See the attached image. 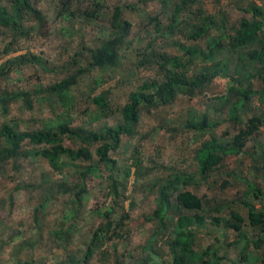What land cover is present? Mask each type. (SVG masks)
I'll return each instance as SVG.
<instances>
[{
  "label": "rangeland",
  "instance_id": "1",
  "mask_svg": "<svg viewBox=\"0 0 264 264\" xmlns=\"http://www.w3.org/2000/svg\"><path fill=\"white\" fill-rule=\"evenodd\" d=\"M29 1L43 19L40 21L32 13H26L19 29L11 25L0 27V71L23 55L29 59L37 57L39 64L29 63L19 68L15 64L8 76L0 78V100L13 93L48 88L68 74L66 67L73 60L71 72L83 73L64 107L50 101L35 104L29 110L19 100L8 104L4 113L0 104V125L13 121L22 131L51 128L63 111L71 120L70 127L77 131L97 132L104 126H116L120 124V110L129 93L158 76L155 64L139 65L144 56L155 60V54L163 52L181 57L182 51L177 45L207 51L204 40H187L177 24L172 30L164 29L173 5L183 0H151L145 4L140 0H97L102 9L96 18L70 17L62 11V0ZM251 1L264 6V1L255 0H199L187 5L179 13L177 22L191 21L188 16L200 8L214 16L216 22L226 19L229 33L237 29L244 16L242 10ZM91 2L84 0L80 8L91 11ZM0 6L9 7L10 2L1 0ZM117 6L122 9V19L131 25L128 36L118 49L113 66L90 69L92 59L88 50L101 47L111 38L109 22ZM71 10L77 12L74 6ZM154 16L159 20L160 32H154L150 24ZM248 50L232 53L222 49L210 59L195 57L185 72L186 79L215 72L219 75L191 96L177 92L164 105L142 108L134 134L123 136L119 147L110 152L114 164L95 165L97 144L88 146L90 162L62 158L59 169L42 156L8 161L0 170V264H62L70 255L83 262L94 231L106 223V213L117 235L112 240H102L88 264H114L115 259L122 264H171L169 245L176 218L178 214H190L176 208L169 210L162 227L154 220H147L155 208L157 188L168 175L185 181L176 184L171 202L179 191L186 190L203 205L199 214L206 220L190 232L192 250L200 255L210 249L223 257L222 264H237L247 240L259 232L249 226L248 210L241 201L256 209L264 207V175L260 171L264 156L259 158L264 153V125L247 141L241 155L226 156L205 178L196 171L195 156L212 139L229 146L231 137L249 118L264 116V76L254 77L247 83L253 67H259L256 62L249 63ZM233 78L243 81L244 87L250 85L252 93L242 106H236L239 96L234 90L239 85ZM105 92H108V108L97 109L90 97ZM233 107L238 109L239 123L231 118ZM204 121L207 127L202 131L189 127ZM64 145L73 150L80 146L79 141L72 139H65ZM22 147L33 154L39 149L27 142ZM91 164L96 166V171L84 175ZM112 180L118 184L119 198H114L112 193ZM248 183L258 189H251ZM81 184L83 192H80ZM44 201L46 205L36 217V208ZM231 211L243 218L241 226L246 240L238 239L237 232L227 226L233 221ZM213 218L221 222L216 224ZM148 243L151 248L145 249ZM263 249L248 246L245 256L249 264H263Z\"/></svg>",
  "mask_w": 264,
  "mask_h": 264
},
{
  "label": "trees",
  "instance_id": "2",
  "mask_svg": "<svg viewBox=\"0 0 264 264\" xmlns=\"http://www.w3.org/2000/svg\"><path fill=\"white\" fill-rule=\"evenodd\" d=\"M10 6H0V27H10L14 29L20 28V22L23 15L26 13H32L40 21L43 19L41 14L36 11L29 0H8ZM84 0H62V11L68 12L69 16L76 18L77 15L84 16L85 18H96L102 7L97 0H92V10H84L81 4ZM151 0H140L145 4ZM199 0H183L180 3H175L170 13V21L165 25V30H172L176 25L180 32L185 33L187 40L196 42L204 40L206 42L207 51L202 52L195 47H186L177 45L178 50L182 51L181 57L167 56L163 52L155 54L156 59L146 58L139 61L141 66L156 65L158 70V76L151 81H144L137 90L130 92L127 102L120 110L121 121L116 126H104L100 130H75L70 127V118H67L66 114L61 111L57 120L51 128H41L35 131H22L18 129L17 125L13 121H4L0 125V170L8 161L19 160L24 157L42 156L50 162L54 167H58V163L62 158H67L70 161H88L90 162L92 156L88 150V146L97 144L98 147L95 153L98 157V162L108 165L109 163H115L110 159V152L115 151L121 142L123 136H132L135 132V126L139 120V112L142 108H155L158 104L164 105L172 100L177 92H186L187 95H193L196 89L204 87L210 80L219 75L217 72L207 75L203 74L201 77L192 79L185 78V72L193 62V59L197 56H201L203 59H210L214 56L217 50L225 49L228 52L237 53L244 49H249L246 58L249 63L256 62L259 64L258 69L253 67V73L249 74L247 83L254 77L264 76L262 70H264V6L258 5L256 2H249L242 10L244 16L240 19L237 29H231V32L226 30V19L221 18L218 22L215 21L214 16L208 15L202 9L196 10L192 13L191 21H178L179 13H182L189 4H193ZM264 1V0H255ZM1 2V0H0ZM76 8V13L71 10V7ZM65 7V8H63ZM122 9L117 6L113 9L109 28L112 36L108 40L104 41L102 46L88 50L89 58L92 59L89 63L90 69L110 68L115 64L117 58V51L122 46L123 41L128 36L129 29L131 27L127 20L122 19ZM245 15H250L249 18ZM150 24L153 27L154 32H160L161 26L159 20L154 16L150 19ZM183 30V31H181ZM212 32H216V35H212ZM32 61V62H31ZM18 63V64H17ZM29 63H38L37 57L32 56L29 59L23 55L19 58H15L8 63L7 68L0 71V78L8 76L10 71L15 68L22 67ZM39 64V63H38ZM74 60L72 64L66 67L68 74L48 88H38L36 91H21L19 93H13L6 95V98L0 100L2 110L7 112L8 104L12 102L22 100L26 108L32 110L35 104H44L50 101L60 103L62 107L71 100L70 92L77 84L79 78L82 77L83 72H71L74 69ZM245 79V80H246ZM239 85L234 92L239 96L236 106H242L243 102L249 98L252 93L250 85L244 87L243 81L238 79H232ZM246 83V84H247ZM241 86V87H240ZM4 95V92H2ZM93 94V93H92ZM108 92L91 96L90 100L97 109L108 108ZM233 122L239 123L238 109L233 107L230 111ZM264 125V116H252L249 118L242 128L239 127L238 132L231 137L229 146H222L216 143L215 140H209L205 142L197 152V164L198 173L201 177L205 178L214 167L220 164V162L226 156H239L244 152V147L247 141L258 131V129ZM189 126V125H187ZM195 131H202L207 126L205 121L200 125L189 126ZM65 139H72L79 141V148L76 150L70 149L64 145ZM27 142L30 146L39 148L33 152L24 151L23 145ZM264 153L259 154V158L263 157ZM256 161V160H254ZM91 164L85 170L86 175L94 173L96 166ZM260 171L264 175V162L261 163ZM128 175V173H127ZM185 183L182 178L174 175L166 178L161 186L157 188L155 198V208L147 220H154L159 227H162L166 217V213L169 210L175 208L179 212L189 213L190 216L178 214L175 222V233L172 241L169 245V251L171 255V264H222L223 257L218 255L216 251L210 252V249L204 250L200 255H197L191 248L190 232L205 223L206 217L203 214H199L203 211V205L201 200L190 191H179L174 202L170 201L171 194L175 191V186L179 181ZM251 189L257 190L253 184H247ZM118 184L115 180H112L111 190L114 194V198H119ZM83 185L81 184L80 192ZM62 190V189H59ZM63 191V190H62ZM68 191V189H65ZM64 191V192H65ZM69 192V191H68ZM54 194H51L53 197ZM79 198V197H78ZM47 201V200H46ZM46 201L42 205L36 208V217L39 216V212L45 207ZM79 201V200H78ZM117 203V202H115ZM241 203L248 210V223L252 228L257 229L259 232L255 238L247 240V243L242 248L240 260L237 264H249L245 252L249 245H252L256 249L264 247V207L256 209L250 203L241 201ZM105 217L110 218L106 213ZM232 222L228 223V227L237 232L238 239L246 240V236L242 231L243 218L231 211ZM106 218V223L99 226L93 233L90 242L86 246L85 256L83 262L78 260L74 255H70L68 260L62 264H88V260L94 255L99 243L102 240H112L114 231L111 229V222ZM216 224H219L221 220L219 218L212 219ZM193 224V226H192ZM154 235L151 236V240ZM150 249V243L147 244L145 249ZM261 260L264 264V249L261 254ZM30 264V263H23ZM114 264H122L118 259H115ZM143 264H145L143 262Z\"/></svg>",
  "mask_w": 264,
  "mask_h": 264
}]
</instances>
